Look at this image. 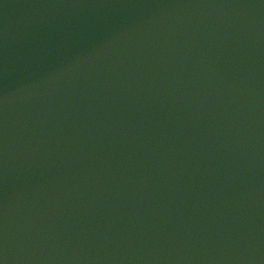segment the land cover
Instances as JSON below:
<instances>
[{"label": "water", "instance_id": "1", "mask_svg": "<svg viewBox=\"0 0 264 264\" xmlns=\"http://www.w3.org/2000/svg\"><path fill=\"white\" fill-rule=\"evenodd\" d=\"M0 264H264V0H0Z\"/></svg>", "mask_w": 264, "mask_h": 264}]
</instances>
